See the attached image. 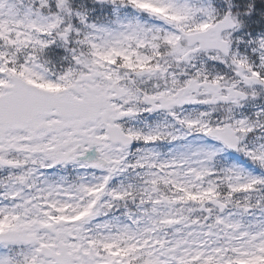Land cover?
Returning a JSON list of instances; mask_svg holds the SVG:
<instances>
[{"label":"snow or ice","instance_id":"snow-or-ice-1","mask_svg":"<svg viewBox=\"0 0 264 264\" xmlns=\"http://www.w3.org/2000/svg\"><path fill=\"white\" fill-rule=\"evenodd\" d=\"M0 264H264V0H0Z\"/></svg>","mask_w":264,"mask_h":264}]
</instances>
